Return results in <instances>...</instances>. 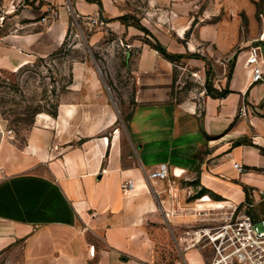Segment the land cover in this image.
I'll list each match as a JSON object with an SVG mask.
<instances>
[{"label": "crops", "instance_id": "crops-1", "mask_svg": "<svg viewBox=\"0 0 264 264\" xmlns=\"http://www.w3.org/2000/svg\"><path fill=\"white\" fill-rule=\"evenodd\" d=\"M16 1L4 0L11 10L0 16V68L57 51L73 14L109 20L123 11L120 0ZM262 18L254 45L264 42V5ZM137 43L125 139L118 127L115 138L65 135L77 125L78 101L33 128L19 148L0 112V259L19 244L21 264H209L213 249L193 233L204 224L197 211L253 202V215L264 214V81L252 82L253 43L228 58L225 96L181 102L169 50ZM161 163L170 178L150 180ZM129 181L131 190L123 188Z\"/></svg>", "mask_w": 264, "mask_h": 264}, {"label": "rangeland", "instance_id": "rangeland-1", "mask_svg": "<svg viewBox=\"0 0 264 264\" xmlns=\"http://www.w3.org/2000/svg\"><path fill=\"white\" fill-rule=\"evenodd\" d=\"M119 2L122 15L109 20L73 14L66 41L52 54L32 57L17 68H0V112L19 148L33 128L47 126L60 117L65 103L78 101L72 119L77 125L63 129L65 135L83 132L82 141L90 134L115 138L118 127L125 139L134 104L137 42L169 50L178 102L201 101L207 83L223 89L231 68L228 58L243 45L256 44L263 29L264 0ZM22 3L35 6L32 0L16 1ZM3 4L0 0V16L11 10ZM146 19L152 22L149 33L138 27ZM257 46L262 59L264 42ZM77 76L81 80L75 81ZM75 88L86 95L80 97ZM219 213L197 211L199 218ZM12 249L0 264H21L19 244Z\"/></svg>", "mask_w": 264, "mask_h": 264}, {"label": "built area", "instance_id": "built-area-1", "mask_svg": "<svg viewBox=\"0 0 264 264\" xmlns=\"http://www.w3.org/2000/svg\"><path fill=\"white\" fill-rule=\"evenodd\" d=\"M55 15L51 11V16L43 20L53 19ZM249 50L247 64L253 67L252 82L264 81L259 47L251 44ZM235 167L243 169L238 163ZM170 175L167 163L158 164L153 171L148 172L150 180H167ZM123 188L131 190L133 183L129 181ZM258 192L264 202V187ZM253 208L254 203L247 202L243 206H226L215 216L201 217L204 224L193 233L198 236L199 242L213 249L214 255L209 264H264V214L255 217ZM89 252L93 254L94 250Z\"/></svg>", "mask_w": 264, "mask_h": 264}, {"label": "trees", "instance_id": "trees-1", "mask_svg": "<svg viewBox=\"0 0 264 264\" xmlns=\"http://www.w3.org/2000/svg\"><path fill=\"white\" fill-rule=\"evenodd\" d=\"M141 30H143V31H145V32H147V33H149V29L147 28V27H145V26H143V25H140V26H138ZM159 50H162V51H165L161 46H159L158 44H157V46H156ZM168 56L170 57V58H172V55L171 54H168ZM229 92V89L228 88H225V89H221V90H219V89H217L216 87H214L212 84H208L207 83V85H206V93H207V95H210V96H212V97H217V96H225L227 93ZM201 194H200V196L201 195H203V191H201L200 192ZM199 197V196H198Z\"/></svg>", "mask_w": 264, "mask_h": 264}, {"label": "bare ground", "instance_id": "bare-ground-1", "mask_svg": "<svg viewBox=\"0 0 264 264\" xmlns=\"http://www.w3.org/2000/svg\"><path fill=\"white\" fill-rule=\"evenodd\" d=\"M227 204L228 203H225V202H215V203H212L210 206H212V209L211 210H220V209H223L226 206H228ZM199 206H200V208H206L205 207V204H200Z\"/></svg>", "mask_w": 264, "mask_h": 264}]
</instances>
